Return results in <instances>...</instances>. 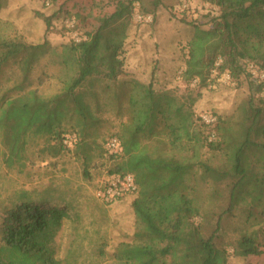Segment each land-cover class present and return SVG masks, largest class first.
<instances>
[{"label": "trees", "instance_id": "trees-1", "mask_svg": "<svg viewBox=\"0 0 264 264\" xmlns=\"http://www.w3.org/2000/svg\"><path fill=\"white\" fill-rule=\"evenodd\" d=\"M200 1L218 14L206 30L192 24L181 82L205 85L218 60L232 81L249 80L248 97L229 116L213 113V125L174 91L121 79L140 0H126L84 40L59 46L26 43L0 19V264H228L264 255V80L248 72L250 64L264 69V0ZM160 3L151 0L140 12L154 13ZM112 111L117 129L103 134V113ZM68 134L75 136L71 149L62 144ZM110 137L119 141L118 154L104 148ZM66 157L94 191L112 177L132 176L130 241L108 253L98 222L81 227V186L55 178L66 174ZM36 160L47 161L50 183L25 189L19 180L33 181ZM92 172L104 182L93 185ZM66 221L82 230L60 259L56 238Z\"/></svg>", "mask_w": 264, "mask_h": 264}, {"label": "rangeland", "instance_id": "rangeland-1", "mask_svg": "<svg viewBox=\"0 0 264 264\" xmlns=\"http://www.w3.org/2000/svg\"><path fill=\"white\" fill-rule=\"evenodd\" d=\"M188 7L185 12L178 13L175 8L179 6L180 0H160V6L154 13L145 15L152 16V22L138 21L136 15L142 14L140 7L150 10L151 0H140L134 3V12L131 26L127 31V40L124 46V72L121 79H134L142 83L151 82L155 90H172L184 101L191 104L196 116L200 113H216L218 116L226 117L233 113L238 105L248 97L249 80L241 79L240 84L232 81L217 83L209 88L207 84L199 87L197 84L185 86L179 77L186 59V44L194 34L193 23H197L201 29L210 27V20L218 14V9L200 0H185ZM47 3V4H46ZM126 3V0H5L0 9V19L13 24L21 38L30 44H38L42 41L49 42L52 46H59L75 37H80L84 32H90L100 23L104 17ZM61 7L60 17L54 19L52 16L56 9ZM82 29L77 26L76 17ZM50 25L46 27L45 18H51ZM75 22V31L69 28V23ZM74 35H76L74 37ZM264 64V59L260 62ZM252 65V64H250ZM248 72L251 78H256ZM253 66V65H252ZM255 72L263 73L264 69L253 66ZM198 81V80H197ZM199 87V88H198ZM46 88H48L46 86ZM51 89V88H50ZM105 119L103 134L114 133L117 129L118 118L115 113H103ZM66 136H73L68 134ZM75 141V139H74ZM73 141V142H74ZM73 145V144H72ZM72 145L67 148H72ZM66 157V174H56L58 183L61 179L70 180L74 185L81 186L78 203L82 216L81 227L92 230L91 222H98V228L103 232L107 242V252L120 242H128L132 239L134 232V218L131 211L133 195L127 194L121 200L110 205L102 204L95 198L94 187L85 184L77 178L79 169L77 163ZM60 162H62L60 160ZM47 161L36 160V177L31 182L19 180L25 189L30 186H48L51 180L50 171L46 169ZM93 185L104 181L101 176L92 172ZM50 175V176H49ZM54 175V174H53ZM80 177V176H79ZM53 178V177H52ZM102 181V182H101ZM102 205L104 214L98 210ZM185 216L192 214V210L183 212ZM80 226L66 221L56 238L59 246V258L63 259L75 236V229ZM84 241L79 242L84 246ZM88 248L84 246V250ZM89 251H87L88 253ZM82 258H86L83 251ZM228 264H264V255L247 259L230 258Z\"/></svg>", "mask_w": 264, "mask_h": 264}, {"label": "built area", "instance_id": "built-area-1", "mask_svg": "<svg viewBox=\"0 0 264 264\" xmlns=\"http://www.w3.org/2000/svg\"><path fill=\"white\" fill-rule=\"evenodd\" d=\"M187 7H188L187 1L180 0L179 6L175 8V11L178 13H183L185 10H187L186 9ZM136 19L138 21H143L145 23L152 22V16L145 14L136 15ZM69 28L75 31L74 21H71L69 23ZM75 36L76 35H74V37ZM84 39L85 36L83 34L79 38L75 37L73 39V42L78 43ZM220 64H221V60H218V62L215 64L214 68L210 70L209 75L206 78L205 83L209 88L214 87L217 83H223V82L226 83L230 81V75L227 71H222V72L219 71L218 67ZM253 68L254 67L250 65L249 69L251 73L254 75V77H256L258 80H264V74L255 72ZM197 82H198L197 80H194L192 83L197 84ZM198 117L199 120L205 125H213L217 120L216 115L213 113H200ZM74 139L75 136L73 137V136L65 135L63 137L62 144L66 147H69L73 144ZM210 140H216L214 134H211ZM104 148L110 154H118L120 152L119 141L115 137H110L106 140L104 144ZM135 191H136V185L134 183L132 176L130 175H125L121 177L116 176L107 180L106 183L103 185V187L100 188L97 192H95V198L102 204H107L127 194H132Z\"/></svg>", "mask_w": 264, "mask_h": 264}]
</instances>
